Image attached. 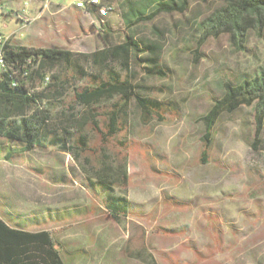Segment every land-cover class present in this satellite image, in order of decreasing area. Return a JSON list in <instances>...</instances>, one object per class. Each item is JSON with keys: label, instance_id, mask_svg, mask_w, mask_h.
I'll return each mask as SVG.
<instances>
[{"label": "rangeland", "instance_id": "rangeland-1", "mask_svg": "<svg viewBox=\"0 0 264 264\" xmlns=\"http://www.w3.org/2000/svg\"><path fill=\"white\" fill-rule=\"evenodd\" d=\"M77 1L64 0L68 7ZM125 2L102 0L114 9L103 21L82 10L83 29L75 19L64 31L49 30L45 37L52 43L36 44L73 53L69 67L34 65L29 81L48 97L58 91L42 106L52 128H68L72 142L67 150L33 149L11 162L0 156V214H20V226L31 232L56 231L66 264H264V120L256 150L254 105L222 112L207 161L201 158L203 117L221 99V83L264 70V21L247 16L240 37L231 28L205 34L202 22L225 1L191 0L185 13L162 14L129 30L121 16ZM0 32L27 35L15 17L1 14ZM128 32L158 47L167 76L147 75L144 62L128 70L108 65L143 97L163 103L167 120H143L132 100L120 112L123 131L105 143L95 126L106 129L119 97L88 106L75 101L74 91L107 77L108 67L86 56L123 43ZM46 73L60 78L51 90L42 88ZM81 136L87 146L78 143ZM99 173L110 192L127 201L126 217L109 215L92 186Z\"/></svg>", "mask_w": 264, "mask_h": 264}, {"label": "trees", "instance_id": "trees-1", "mask_svg": "<svg viewBox=\"0 0 264 264\" xmlns=\"http://www.w3.org/2000/svg\"><path fill=\"white\" fill-rule=\"evenodd\" d=\"M190 1L126 0L125 11L121 16L126 28L130 30L141 24L153 23L162 14L185 13ZM224 1L225 6L214 17L202 22L205 34L217 35L231 28L235 36L240 37L245 31L244 18L251 16L259 22L264 21V0ZM90 11L95 12V8ZM140 53H148L149 56L141 59ZM72 56L73 53L69 50L28 48L13 43L7 47V58L15 70L26 65L28 60L35 65L40 64L41 68H53L58 65L69 67L72 65ZM86 57L97 66L108 67L109 71L106 78L95 77L89 84L75 89V101L93 106L104 98L119 97V103L114 105L115 110L107 114V130L97 124L95 126L103 142L107 143L110 138L123 131L119 127L120 112L122 107H126L132 100H135L140 108L143 120H167L168 108L163 103L151 97H143L129 78L122 79L120 73L108 65L109 61H114L128 70L132 62H144L148 64L147 75L166 77L167 74L160 64L161 57L157 46L146 41L139 42L128 32L123 43ZM15 76L10 73L0 77V156L11 162L17 160L20 154L33 149L49 150L56 147L67 150V144L72 142L73 134L66 127L61 130L52 128L48 111L41 108L43 99L50 100L58 91L55 90V93L48 97L44 93L34 91L21 77ZM14 79L20 84L13 86ZM28 80H33L32 73ZM59 80L58 75H53L47 88H55V83ZM66 81L68 82L65 80L63 83ZM220 87L223 94L221 99L217 100L210 112L203 117L206 130L201 158L204 162L207 161L213 143L214 126L225 110L233 112L242 105H254L256 130L252 146L257 150L262 144L260 136L264 120V70L246 75L237 81L226 80ZM84 140V136H81L78 143L87 146ZM98 176V182L92 183V186L101 191L109 215L116 220L126 217L130 212L127 201L110 192V182L104 174L99 173ZM124 180H128L127 171H124ZM6 218L13 226L0 215V264H66L56 231H28L20 226V214L8 213Z\"/></svg>", "mask_w": 264, "mask_h": 264}, {"label": "crops", "instance_id": "crops-1", "mask_svg": "<svg viewBox=\"0 0 264 264\" xmlns=\"http://www.w3.org/2000/svg\"><path fill=\"white\" fill-rule=\"evenodd\" d=\"M79 1L81 0H78L77 3ZM0 2L7 7L9 12L7 14H4L3 18L15 17L18 22L19 29L27 30L26 37L22 36L20 38H17L15 36L13 38L12 42L16 45H20L16 43V40L24 41L26 44L20 46H25L28 48H36V44L46 45L48 43H52L53 40H49L48 37H45V35L48 34L49 30L57 31L56 29L59 28L61 31H64L67 27L73 26L75 19H77V21L79 22V26L81 27V29H83V27L86 25V20L81 15L82 9L78 8L76 4L72 5V7H68L66 6L64 0H49V7L44 11V0H0ZM19 13H25L26 16L32 20V22L27 26H23V21L18 16ZM88 13L96 14L99 19H101L96 8L95 12L90 11ZM60 30H58L57 32H60ZM11 34L0 32V35L9 36ZM42 48L47 49L53 47L42 46ZM8 213L12 214L13 212L8 210L5 211L4 215H0L7 223H9V225L13 226V224L6 218V215Z\"/></svg>", "mask_w": 264, "mask_h": 264}, {"label": "built area", "instance_id": "built-area-1", "mask_svg": "<svg viewBox=\"0 0 264 264\" xmlns=\"http://www.w3.org/2000/svg\"><path fill=\"white\" fill-rule=\"evenodd\" d=\"M45 3L43 5V11L49 7V0H44ZM78 8L82 10L90 12L91 8H96L97 12L103 21L106 17L109 16L113 12V7L105 6L102 3V0H81L76 3ZM8 9L5 5L0 2V14H7ZM20 19L23 21V26L29 25L32 20L29 19L25 13H19L18 15ZM15 35H0V77L6 74L16 75L15 77H21L24 83L29 84L28 76L32 73V67H34V63L31 60H28L27 64L22 68H17L16 70L13 68V65L9 62L7 58V47L10 46L13 42V38ZM52 80V74L46 73L43 78V87L47 88ZM13 86H17L19 83L18 80L14 79L12 81ZM43 108V107H41Z\"/></svg>", "mask_w": 264, "mask_h": 264}]
</instances>
